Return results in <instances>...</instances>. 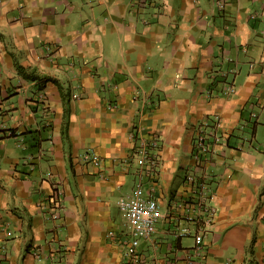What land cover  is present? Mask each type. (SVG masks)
Returning <instances> with one entry per match:
<instances>
[{"label": "crops", "instance_id": "crops-1", "mask_svg": "<svg viewBox=\"0 0 264 264\" xmlns=\"http://www.w3.org/2000/svg\"><path fill=\"white\" fill-rule=\"evenodd\" d=\"M144 135L163 216L132 263L118 201ZM203 168L217 213L196 255L167 212ZM55 263L264 264V0H0V264Z\"/></svg>", "mask_w": 264, "mask_h": 264}, {"label": "built area", "instance_id": "built-area-1", "mask_svg": "<svg viewBox=\"0 0 264 264\" xmlns=\"http://www.w3.org/2000/svg\"><path fill=\"white\" fill-rule=\"evenodd\" d=\"M217 9H224L227 0H212ZM225 91L229 95L234 92L232 83L225 86ZM159 140L155 135L141 136L139 144L136 145L137 165L139 170V180L133 189L119 198L118 205L122 211L128 226L129 238L124 241L125 256L129 257L132 263L139 261L137 250L138 243L142 240H152L156 231V225L163 216L160 202L151 195L143 193V176H148V191L153 193L156 190L159 180L158 167L160 158L155 149L158 147ZM194 157L199 167L209 161L212 150L206 142V134L203 130L198 133L195 143ZM86 158H94L98 163L101 158L85 155ZM202 174L188 173L185 177L187 185L186 194L178 198L170 205L167 215L173 217L177 228L174 230V236L177 238L191 236L194 239V252L201 255V245L211 231L215 221L217 207L214 202V189L208 182V174L203 168ZM50 218L57 219L60 215V209H64L60 197V191L56 188L49 197ZM185 223V224H184ZM153 241V240H152ZM35 256L41 259V253L36 252ZM60 264V263H55Z\"/></svg>", "mask_w": 264, "mask_h": 264}]
</instances>
